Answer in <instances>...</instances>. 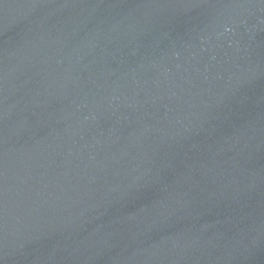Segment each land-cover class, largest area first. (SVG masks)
I'll return each mask as SVG.
<instances>
[{
  "label": "water",
  "instance_id": "95a60500",
  "mask_svg": "<svg viewBox=\"0 0 264 264\" xmlns=\"http://www.w3.org/2000/svg\"><path fill=\"white\" fill-rule=\"evenodd\" d=\"M0 264H264V0H0Z\"/></svg>",
  "mask_w": 264,
  "mask_h": 264
}]
</instances>
